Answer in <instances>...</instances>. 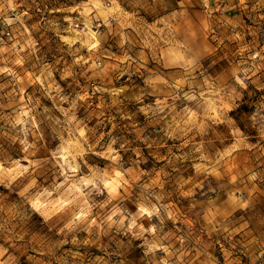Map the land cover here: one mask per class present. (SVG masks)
<instances>
[{"label": "rangeland", "instance_id": "obj_1", "mask_svg": "<svg viewBox=\"0 0 264 264\" xmlns=\"http://www.w3.org/2000/svg\"><path fill=\"white\" fill-rule=\"evenodd\" d=\"M0 264H264V0H0Z\"/></svg>", "mask_w": 264, "mask_h": 264}]
</instances>
